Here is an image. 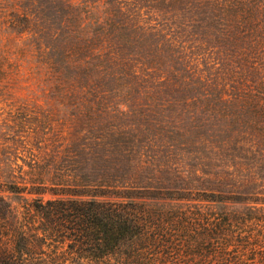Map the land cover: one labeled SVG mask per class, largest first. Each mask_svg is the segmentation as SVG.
Wrapping results in <instances>:
<instances>
[{
  "label": "trees",
  "instance_id": "trees-1",
  "mask_svg": "<svg viewBox=\"0 0 264 264\" xmlns=\"http://www.w3.org/2000/svg\"><path fill=\"white\" fill-rule=\"evenodd\" d=\"M110 3L119 10L91 21L72 52L98 42L108 60L123 49L129 60H183L186 91L213 98L218 121L252 139L236 144L227 176L144 161L147 171H138L134 159L147 145L113 129L80 145L100 154L85 161L88 170H60L53 182L32 160L20 182H0V264H264V0Z\"/></svg>",
  "mask_w": 264,
  "mask_h": 264
},
{
  "label": "rangeland",
  "instance_id": "rangeland-1",
  "mask_svg": "<svg viewBox=\"0 0 264 264\" xmlns=\"http://www.w3.org/2000/svg\"><path fill=\"white\" fill-rule=\"evenodd\" d=\"M110 10H119L110 0H0V182H20L32 160L53 182L60 170L90 169L85 161L100 154L78 150L100 129L125 131L147 145L134 159L138 171H147L144 161L154 170L233 173L236 144L246 146L252 136L218 121L213 98L186 91L183 60H129L126 49L108 60L98 42L72 52L90 22ZM246 169L239 163L236 170L249 181Z\"/></svg>",
  "mask_w": 264,
  "mask_h": 264
}]
</instances>
